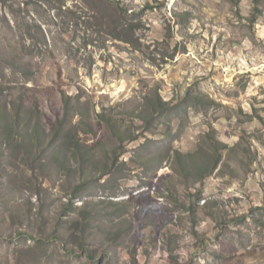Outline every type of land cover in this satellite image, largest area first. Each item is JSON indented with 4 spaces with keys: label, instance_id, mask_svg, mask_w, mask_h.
Instances as JSON below:
<instances>
[{
    "label": "rangeland",
    "instance_id": "1",
    "mask_svg": "<svg viewBox=\"0 0 264 264\" xmlns=\"http://www.w3.org/2000/svg\"><path fill=\"white\" fill-rule=\"evenodd\" d=\"M109 1L0 0V264H264V0Z\"/></svg>",
    "mask_w": 264,
    "mask_h": 264
},
{
    "label": "trees",
    "instance_id": "2",
    "mask_svg": "<svg viewBox=\"0 0 264 264\" xmlns=\"http://www.w3.org/2000/svg\"><path fill=\"white\" fill-rule=\"evenodd\" d=\"M84 1H89V0H84ZM96 2V4L100 3V4H103V5H108L110 3L109 0H94ZM132 33H133V30H132Z\"/></svg>",
    "mask_w": 264,
    "mask_h": 264
}]
</instances>
